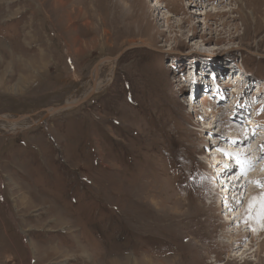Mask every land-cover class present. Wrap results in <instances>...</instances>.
<instances>
[{
  "label": "rangeland",
  "instance_id": "1",
  "mask_svg": "<svg viewBox=\"0 0 264 264\" xmlns=\"http://www.w3.org/2000/svg\"><path fill=\"white\" fill-rule=\"evenodd\" d=\"M129 46L0 137V264H264V0H0V116Z\"/></svg>",
  "mask_w": 264,
  "mask_h": 264
},
{
  "label": "bare ground",
  "instance_id": "2",
  "mask_svg": "<svg viewBox=\"0 0 264 264\" xmlns=\"http://www.w3.org/2000/svg\"><path fill=\"white\" fill-rule=\"evenodd\" d=\"M98 77V76H97ZM239 78V77H238ZM240 79V78H239ZM98 81V80H97ZM242 81L243 80H241V83H242ZM230 84V83H229ZM235 84H238V83H236V81H233V83H231L230 85H229V87H232V89H231V92H230V95L231 96H233L234 94H233V92L232 91H236L235 93H240L241 91H240V88H237V85H235ZM97 85L98 84H96V88H97ZM223 85H228V81L226 80H224L223 81ZM239 85V84H238ZM241 85V84H240ZM239 85V86H240ZM92 86V85H91ZM92 88V87H91ZM98 90V89H97ZM223 91V90H222ZM225 94H227V93H225ZM203 96H206V95H203ZM235 96H233L232 98H234ZM207 100V98L205 97V99H203V101H206ZM68 104H70V103H68ZM192 107H193V113L195 112V111H197L196 110V108H198L197 106H195V104H192ZM195 109V110H194ZM236 116H237V114H236ZM253 117H255V115L253 116ZM4 118L5 119H3V118H0V120L2 119V121L3 122H0V125H5V122H8V124L10 123V124H14L10 129H7L9 132H18L19 130H21V129H23V128H21V126H25V125H23V124H25L26 123V125H29V124H31V122L29 123V122H27L26 120H25V118H22V119H10V118H7V117H5L4 116ZM237 118V117H236ZM252 119V118H251ZM22 120V121H21ZM31 120H32V118H31ZM233 120H235V118L233 119ZM17 122H18V124H17ZM251 125H255V127H254V131H259L260 130V128H259V123L257 122V121H255L254 119H252L250 122H249ZM9 124V125H10ZM240 126H238V128H239ZM231 129V128H230ZM240 129H241V132H240V138H242V139H246V140H248V143H246V144H249L250 142H252V138H250V137H248V135H246V131L242 128V127H240ZM252 134H254V132H252ZM244 135V136H243ZM255 138H257V137H255ZM239 139V138H238ZM244 140H243V142H244ZM241 141V140H240ZM256 141L258 142V139H256ZM244 144V143H243ZM257 146V148L256 149H254L253 147V145H251V146H249V147H251L249 150H252V151H256L257 149H259V146H262V144H261V142L259 143L258 142V145H256ZM229 148V147H228ZM251 151V152H252ZM229 152H232V150H229ZM235 152V151H234ZM248 154H250V151H247L246 153H245V155H248ZM230 155V154H229ZM227 157H229V156H227ZM229 159V158H228ZM233 159V158H232ZM213 160L214 161H217V159H214L213 158ZM226 160V159H225ZM232 160H230V162H231ZM236 161H238V160H235V163H234V166L236 165V166H239L240 165V163L239 162H237L236 163ZM213 164V163H212ZM214 165V164H213ZM219 165V164H218ZM226 171H228V173H230V171L228 170V169H226ZM223 173V172H219V174H217V180H216V183H217V181L219 180V178H222V177H220L219 175H221V174ZM234 174V173H233ZM232 174V175H233ZM232 175H230V174H228V176H232ZM239 177V176H238ZM251 177H249V178H247V179H245L246 180V182H248V180L250 179ZM223 179V178H222ZM232 179V178H231ZM234 179V178H233ZM232 179V182H234V180ZM264 186V185H263ZM257 189H255V188H253V189H251L249 192H248V195L246 196L247 197V199H246V206L248 207L247 209H249L250 211H251V215H250V219H251V222L253 223V224H255V223H260L261 221H263V214H264V205L263 206H261L260 207V211H258V212H254V210L253 209H258V207H257V205L258 204H262L260 201L262 200L261 199V194L259 195L258 193H260V192H258V191H256ZM264 195V194H263ZM228 196H230V195H228ZM252 199H253V201H252ZM258 203H257V202ZM264 201V200H263ZM223 204V202H221V206H223L222 205ZM254 205V206H253ZM246 208V207H245ZM247 209H243V211H242V213L239 215L240 217H242V219H240V221H236L235 223H237V224H240V222L243 220V218L247 215V214H249V213H247ZM247 213V214H246ZM234 220V219H233ZM232 223H234V222H232ZM263 225V224H262ZM252 226V225H251ZM264 226V225H263ZM241 227V226H240ZM239 228H236V231L238 230ZM243 229V228H242ZM259 229L260 228H258V227H254V231H255V233L256 234H258V232H259ZM247 230H249V226L247 225L246 227H245V231L247 232ZM253 230V229H252ZM251 230V231H252ZM245 231H242V232H245ZM239 233H241V231H239ZM255 234V235H256ZM234 242V240H232V242L231 243H233ZM240 247V246H239ZM244 255H246L245 254V252L244 253H242L241 254V256H239L238 257V255H236V257H238V258H242L241 260L243 261V259H244ZM245 263V262H244Z\"/></svg>",
  "mask_w": 264,
  "mask_h": 264
},
{
  "label": "water",
  "instance_id": "3",
  "mask_svg": "<svg viewBox=\"0 0 264 264\" xmlns=\"http://www.w3.org/2000/svg\"><path fill=\"white\" fill-rule=\"evenodd\" d=\"M134 47L135 46H129L127 48H124L117 57H115V58H104V59L98 61L94 65V67L91 71V74L89 76V79H88V81H90L92 84V88H91L90 93L86 97H84L83 99L76 101V102H72L70 104L65 103L62 106L52 107L48 110H45V112L42 114L39 121H34L32 118V115H29V114L28 115L27 114H25V115H5V117L10 118V119H17L18 120V119L26 118L25 120H31V118H32V120H31V124H29V125L23 124L25 126H21V128H23V129L19 130L18 132H15V133H13V132H0V137L17 135V134H19V133H21V132H23V131L31 128V127L42 124L43 122H45L47 120V118H50L59 112H63V111H66V110H69L72 108H76V107L80 106L81 104L91 100V98L93 97V94L96 91V84H97L96 80H97V76H98L99 67L106 62H116L119 59V57H121L126 51H128ZM0 118H4V116H0ZM17 124H18V122H17Z\"/></svg>",
  "mask_w": 264,
  "mask_h": 264
}]
</instances>
